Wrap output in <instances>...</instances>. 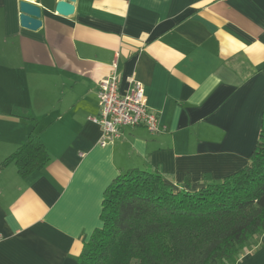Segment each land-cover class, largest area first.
Instances as JSON below:
<instances>
[{
	"label": "crops",
	"instance_id": "1",
	"mask_svg": "<svg viewBox=\"0 0 264 264\" xmlns=\"http://www.w3.org/2000/svg\"><path fill=\"white\" fill-rule=\"evenodd\" d=\"M35 0L41 27L0 0V264H77L103 194L132 169L196 191L241 169L264 109V0ZM139 82L159 130L100 147L98 83ZM35 135L47 161L10 157ZM236 264H264V233Z\"/></svg>",
	"mask_w": 264,
	"mask_h": 264
},
{
	"label": "trees",
	"instance_id": "2",
	"mask_svg": "<svg viewBox=\"0 0 264 264\" xmlns=\"http://www.w3.org/2000/svg\"><path fill=\"white\" fill-rule=\"evenodd\" d=\"M47 158L30 135L10 160L24 176ZM100 222L77 264H236L264 233V109L244 167L193 192L128 170L104 191Z\"/></svg>",
	"mask_w": 264,
	"mask_h": 264
},
{
	"label": "built area",
	"instance_id": "3",
	"mask_svg": "<svg viewBox=\"0 0 264 264\" xmlns=\"http://www.w3.org/2000/svg\"><path fill=\"white\" fill-rule=\"evenodd\" d=\"M118 74L114 70L97 85L99 115L93 118L101 130L99 146L105 147L121 136L126 127H144L149 132L160 128L157 114L147 107L143 86L136 81L125 95L118 92Z\"/></svg>",
	"mask_w": 264,
	"mask_h": 264
},
{
	"label": "water",
	"instance_id": "4",
	"mask_svg": "<svg viewBox=\"0 0 264 264\" xmlns=\"http://www.w3.org/2000/svg\"><path fill=\"white\" fill-rule=\"evenodd\" d=\"M75 0H59L55 6L57 15L69 17L74 13ZM19 26L29 31L38 30L41 25V9L35 0H19L17 4Z\"/></svg>",
	"mask_w": 264,
	"mask_h": 264
}]
</instances>
